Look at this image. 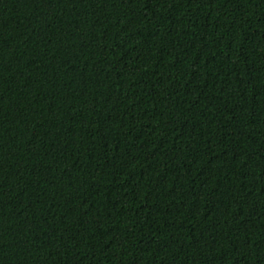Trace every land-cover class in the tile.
Segmentation results:
<instances>
[{"label":"trees","instance_id":"obj_1","mask_svg":"<svg viewBox=\"0 0 264 264\" xmlns=\"http://www.w3.org/2000/svg\"><path fill=\"white\" fill-rule=\"evenodd\" d=\"M0 264H264V0H0Z\"/></svg>","mask_w":264,"mask_h":264}]
</instances>
